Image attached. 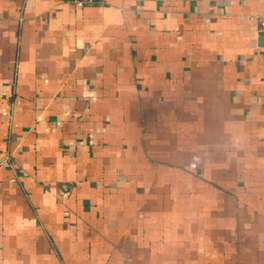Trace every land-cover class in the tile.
<instances>
[{
    "label": "crops",
    "instance_id": "crops-1",
    "mask_svg": "<svg viewBox=\"0 0 264 264\" xmlns=\"http://www.w3.org/2000/svg\"><path fill=\"white\" fill-rule=\"evenodd\" d=\"M264 0H0V264H264Z\"/></svg>",
    "mask_w": 264,
    "mask_h": 264
},
{
    "label": "built area",
    "instance_id": "built-area-1",
    "mask_svg": "<svg viewBox=\"0 0 264 264\" xmlns=\"http://www.w3.org/2000/svg\"><path fill=\"white\" fill-rule=\"evenodd\" d=\"M73 3H79L83 5H93L96 3L101 2L102 0H70ZM258 30L261 32H264V17H261L259 24H258Z\"/></svg>",
    "mask_w": 264,
    "mask_h": 264
},
{
    "label": "water",
    "instance_id": "water-1",
    "mask_svg": "<svg viewBox=\"0 0 264 264\" xmlns=\"http://www.w3.org/2000/svg\"><path fill=\"white\" fill-rule=\"evenodd\" d=\"M259 43L261 47H264V32L260 33Z\"/></svg>",
    "mask_w": 264,
    "mask_h": 264
}]
</instances>
